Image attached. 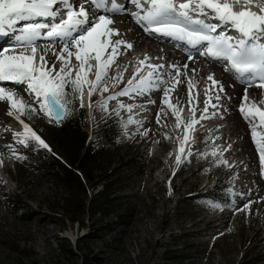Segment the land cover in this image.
<instances>
[{
  "label": "rangeland",
  "instance_id": "374dc122",
  "mask_svg": "<svg viewBox=\"0 0 264 264\" xmlns=\"http://www.w3.org/2000/svg\"><path fill=\"white\" fill-rule=\"evenodd\" d=\"M159 49L154 51L144 44L120 50L119 57L124 56L127 61L125 67L120 63L113 65L109 76L123 72V83L114 88L110 84L104 96L119 92L125 86L131 78L125 74L128 69L136 71L140 67L142 74H146L147 63L163 64L165 67L161 72L174 73L172 64L164 61ZM144 59L147 62L141 65L140 61ZM50 63L54 62L50 60L48 66L52 65ZM184 64L187 63H181V73L177 77L181 83L171 92V102L182 109L181 119L187 123L193 119L189 84L194 101L199 92L200 103L196 111L199 119L204 108L205 88L211 85L207 77L212 72L207 67L205 75H196L189 66L183 69ZM56 67L60 64L56 63ZM90 78L94 79V76ZM178 85H182V94H185L181 99L178 98ZM167 87H172L171 83ZM86 91L87 87L84 96ZM244 92L245 89L241 92V100ZM152 94L154 92L132 98L118 97L109 102L107 111H101L95 105L90 107L83 96L86 129L94 146L105 141L101 127L109 115L117 113L120 116L126 134L118 140L116 155L106 157L102 163L104 170L115 168L111 187L115 189L116 197L111 204L112 212L105 217L77 213L74 216L78 220L74 222L68 217L75 213L69 211L67 214L63 210L67 188L56 175L60 174L59 168L40 167L32 148L17 143L15 134L24 129L21 123L12 124L6 118L10 107L0 110L2 128L14 126L12 130H6L5 139L0 140L5 151L0 158L3 161V171L0 169V264H128L129 255L134 259L132 264H168L167 256L171 254H177L173 264H264V223L254 218L258 209L253 206L264 199V189L250 197L251 191L260 183L258 173L244 172L249 164L242 149L243 136L247 139V135L245 132L240 137L234 135L227 119L235 107L242 116L240 105L233 103V95L221 93L218 109H209L210 118L200 120L192 130L191 139L195 144L189 148L199 150L198 154L189 156L187 153V158L178 164L176 144L183 133V125L176 127L175 116L162 103V92L159 106L154 97L156 94ZM248 94L250 101L264 108L259 99L257 101L255 96ZM262 94L264 97L263 91ZM26 100L32 102V96ZM149 100L155 103H149ZM120 102L135 107L129 113L119 107ZM34 106L38 108V105ZM230 106L233 110H229ZM161 108L163 112L157 123ZM213 111L219 114L212 116ZM130 116L140 125L127 124ZM11 117L15 118L14 115ZM21 119L32 129L37 128L38 123H49L39 111L31 119ZM204 123L208 125L203 130ZM146 130L147 135L144 134ZM199 132L205 136L200 137ZM197 136L201 143L196 144ZM250 137L253 148H257ZM214 138L219 140L214 142ZM213 151L216 155H211ZM16 155L21 158L17 159ZM126 159L128 161L124 162ZM221 160L227 163H220ZM101 170L95 168L93 174L97 175ZM213 187L216 188L213 191L223 194L225 205L198 196ZM238 200L242 202L238 203ZM246 204L250 207L238 210ZM68 241L72 251L63 253L61 246Z\"/></svg>",
  "mask_w": 264,
  "mask_h": 264
},
{
  "label": "snow or ice",
  "instance_id": "6c2138e0",
  "mask_svg": "<svg viewBox=\"0 0 264 264\" xmlns=\"http://www.w3.org/2000/svg\"><path fill=\"white\" fill-rule=\"evenodd\" d=\"M130 2L136 9L131 15L145 32L184 40L192 46L204 45L203 55L226 61V71L234 73L237 79L245 82L239 111L251 126V136L264 165V131H260L264 129V109L248 97V88H264V0ZM85 4H89L91 9H86ZM253 8H258L259 11H254ZM123 11L125 9L121 0H83L79 5L75 0H0V35L12 32L17 41L10 53L9 50H0V82L25 84L26 91L32 94L30 102L22 96H17L18 90H6L0 86V101L9 103V115H14L24 129L23 132L15 134L17 143L28 146L35 142L36 145L49 149V145L21 117L31 119L39 111L49 122L59 123L73 114L77 102L79 107L84 106L85 87L89 106L95 105L101 111H107L109 102L117 100L118 97L132 98L161 91L162 103L166 104L175 116L176 127L181 128L183 125V138L179 144L180 155L176 156L177 163H180L185 144L189 140L188 130L194 129L200 120L210 118L209 109H218L224 86L215 80L214 74L207 77L211 85L205 88L204 108L197 119L199 92L194 101L192 85L189 84V107L193 119L185 123L180 116L182 109L171 102V92L175 90L176 84L181 83L177 79L181 66L172 64L170 67L175 70L174 73H164L160 70L165 65L146 64V60H141L140 64H146L148 72L142 74V68L138 67L119 92L105 97L104 93L109 91L110 84L114 88L123 83V72L109 76L116 58L122 54L121 47H133L123 39H113L120 37L121 33L111 27L114 20L110 17ZM209 17L217 23L209 22ZM36 18H44L49 22H29ZM21 22L25 23L21 25ZM17 25L21 26L17 28ZM222 26L231 27L238 35L218 31ZM42 36L63 42L59 53L56 54L59 68L56 63L48 66L43 53L37 62L35 42ZM16 47L21 50L16 51ZM73 58L77 62L75 66L72 64ZM182 67L186 70L188 65L184 64ZM90 76H94V79ZM172 81H175V84L167 87ZM93 96L97 99L93 100ZM149 103L155 101L149 100ZM34 105H38V108ZM119 107L131 113L135 105L120 102ZM161 112L163 108L157 113V123L160 122ZM218 114V111L211 113L212 116ZM127 124L140 125V122L130 116ZM144 134L147 135V130ZM188 155H192L190 148ZM211 155H216V152L213 151ZM16 158L21 157L16 155ZM220 163L226 164L227 161L221 160ZM249 207L250 205L246 204L243 209L238 210L243 211Z\"/></svg>",
  "mask_w": 264,
  "mask_h": 264
},
{
  "label": "trees",
  "instance_id": "16d2710c",
  "mask_svg": "<svg viewBox=\"0 0 264 264\" xmlns=\"http://www.w3.org/2000/svg\"><path fill=\"white\" fill-rule=\"evenodd\" d=\"M93 97L97 99L96 96ZM86 116L85 107H79L77 102L73 114L61 122L48 124L41 122L38 123L37 128L34 127V130L49 145L50 150L36 145L35 142L27 146L32 148L36 155L35 160L40 167L59 168L60 174L56 172V175L67 188L63 210L66 213L69 211L75 213L68 217L73 222L78 220L74 216L77 213L86 212L91 216L105 217L112 212L111 204L116 197L115 189L111 187L115 168L104 170L102 163L107 160L106 157L116 155L118 140L126 134L120 116L117 113L109 115L101 127L105 141L96 147L89 139ZM127 161L128 159L124 160V162ZM99 167L103 170L94 175L93 170ZM198 196L212 203H226L223 194L212 189L201 192ZM61 250L63 253L71 252L70 242L62 245ZM167 257L168 264H173L172 260L177 257V254Z\"/></svg>",
  "mask_w": 264,
  "mask_h": 264
},
{
  "label": "bare ground",
  "instance_id": "6f19581e",
  "mask_svg": "<svg viewBox=\"0 0 264 264\" xmlns=\"http://www.w3.org/2000/svg\"><path fill=\"white\" fill-rule=\"evenodd\" d=\"M75 3L78 5L80 3V1L75 0ZM112 17H114L115 20L113 18L114 24L111 27L118 29L121 33L120 37H114L113 39L123 38L124 40L127 39V41L130 40L129 42H131V44L133 46H137V45L143 46L144 44H147L148 48H150L154 51L157 50L158 48H160L159 51L161 50L162 55L165 58V60H164L165 62L168 61L171 64H176L179 66H181V63L183 64L184 55L178 49H170L169 46H166L165 44H158L159 41L155 42L153 40V38H151L150 36H148L146 33L143 32V30L140 28V26L135 22V20L128 13L121 12L120 14L112 15ZM11 39H12V35L10 32L7 35H0V46L2 43H6V42L11 41ZM47 42H49V43H47ZM62 43L63 42H61L59 40H48L46 42L43 40H40L39 42H36V46H37L36 59H39V56L43 53V54H45L46 60L48 62L51 60V62L59 63V62H57L56 54L59 53ZM46 46H48V47H46ZM123 49H125V48L121 47L120 50H123ZM11 50L12 49L9 50V53L11 52ZM15 50L20 51L21 49L15 48ZM123 57L118 56L116 58V63L114 64V66L116 64L118 65L120 63L119 65H121L122 67H125V64H126L125 61L126 60L123 59ZM142 59H143V57H142ZM146 62H147V60H146ZM76 63L77 62L73 58V60H72L73 66H75ZM50 64H53V63H50ZM187 65L195 70V73H197L196 75H198V73H199V75H201V74L205 75V73L207 72L206 69H207V67H209L208 69H210V72H212V74L214 73V77H216L215 79L223 84L225 93L227 95H233L234 96V98L232 99L233 103H237L238 105L241 104V102H242L241 92H243L242 88H243V86H245V84L232 81V79L229 76V73L220 70L219 66L215 63L210 64V66H206L204 64L202 58H198V59L194 60V57H192V59H189ZM134 72H135L134 70L128 69L125 74L128 77H132ZM170 72L171 71H168L167 73H170ZM171 73H173V71ZM182 78H183V75H182ZM0 85H2L6 90H11V89L18 90L16 93L17 96H22L25 99L27 97L32 96V94L30 92L26 91V85L25 84L12 83V82H0ZM171 85H172V83H171ZM178 86L180 87V89L178 87V89L180 91L178 98L181 99V97H183L185 94L184 95L182 94V91H183L182 85H178ZM262 91L264 92L263 88H258V87L248 88V92L250 93V95L255 96L257 101L259 99V102L264 104V101L262 100V99H264ZM153 92H154V94H152V95L156 94V96H154V97L157 98L156 104H157V106H159V104L161 103L160 102V97H161L160 91H153ZM85 97H86V94H85L84 98ZM157 106H155V107H157ZM9 107H10L9 103L7 101H0V110L1 111L5 110V108H9ZM228 108H229V110H233L232 106H230ZM261 108H263V107H261ZM6 116H8L6 118L9 119V121H11L12 124L20 123L16 118H12L11 115H6ZM227 119L232 124L231 129H232V133H234V135L238 134L240 137L241 135L242 136L244 135V132L247 135V139L245 138V136H243V148L242 149H243V153L247 154V157L249 158V164H248V169L245 170L244 172H246L248 174H251L252 172L258 173L257 177H258V181H259L260 185L257 189L252 190L250 193V197L251 196L255 197L256 195L260 194L261 190L264 189V181L262 180V176H261V172L262 171L264 172V165H262L261 160L259 159V157L256 153V150L253 148V143L251 142V138H250V134H249V128L247 127V121L243 118V116L238 115L236 107H235V111L234 112L232 111L231 115ZM2 120L3 119L0 118V140L5 139V134H6L5 131L6 130H9V129L12 130L14 127L13 126L12 128L11 127L8 128L6 126V129H3L2 127L4 126V124H3ZM207 125H208L207 123H204L203 127H206ZM260 131H264V129H261ZM199 134H200V137L205 136V134L203 132H199ZM218 140H219V138L216 139V141H218ZM4 153H5L4 146L2 143H0V158L3 157ZM0 161H2V159ZM232 168H234V167H232ZM0 169L3 171V161H2V164H0ZM241 200H238L237 202L238 203L242 202ZM253 206H256L258 209V214L254 218L256 220H263V223H264V199L258 203H254ZM126 262L128 264H132L134 262V259L132 258V256L129 255Z\"/></svg>",
  "mask_w": 264,
  "mask_h": 264
}]
</instances>
